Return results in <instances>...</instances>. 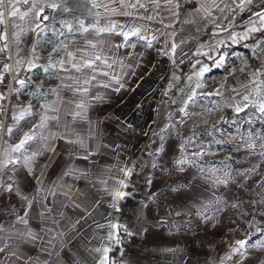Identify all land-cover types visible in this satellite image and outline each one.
I'll return each instance as SVG.
<instances>
[{
    "label": "crops",
    "instance_id": "crops-1",
    "mask_svg": "<svg viewBox=\"0 0 264 264\" xmlns=\"http://www.w3.org/2000/svg\"><path fill=\"white\" fill-rule=\"evenodd\" d=\"M143 5L138 10L128 9L127 5L128 15L106 21L103 27L116 25L113 33L97 34L94 29L66 37L52 29L46 31L45 58L56 49L66 68L68 51L76 54L77 62L99 54L112 64L109 68L106 63L96 61L98 68L92 73L96 79L88 85L84 120H73L61 105L60 121H49L47 128L39 129L36 126L44 107L41 111L35 105L15 107V117L29 108L31 115L25 113L23 119H15L2 135L0 114V225L6 229L0 232V247L4 249L0 252V264H99L102 252L95 249L105 247L111 249L109 264H182L181 260L175 263V249L166 245L164 227L159 222L166 215L165 210L154 202L150 192L157 161L155 153L160 151V139L166 128L180 121L181 109L196 100L204 78L230 61L231 55L244 57L245 68L253 75L239 81L231 101L236 104L245 95L248 101L264 98V27L256 16L264 12V0L250 3L248 0H171L170 3L159 0V4L147 0ZM163 24L172 27L180 24L181 31H165ZM253 25L259 30L249 31ZM18 26L11 25L9 29L16 55L25 42L20 31L12 34ZM134 27L152 40L151 46L133 37L127 43L134 47H115L124 43L116 33ZM4 35L7 37L3 23L0 24V49H3L0 70L7 60ZM89 40L97 47L92 48ZM221 58L222 63L217 67ZM205 67L208 71L198 75ZM73 75L79 77L81 73L64 72L59 66L49 75L54 85L51 101L57 96L65 101L82 99L63 86L75 87L68 78ZM112 76L124 85L118 92ZM231 81L236 80L231 78ZM105 82L112 86L104 88ZM259 83L263 90L256 91ZM193 91L195 99L189 101ZM94 94L104 99L97 101L92 98ZM33 129L37 140L26 145L29 152L40 146V134L49 132L83 141V146L67 143L65 139H49L54 151L45 150L36 157L32 172L22 160L5 168L4 161L21 157L11 147ZM69 168L76 170L74 176L64 175ZM123 169H131L132 175L125 177ZM10 177L15 181L14 191L18 188L20 195L4 191L3 185ZM120 179L128 184L123 189L128 195L113 207L116 202L108 190L118 186ZM69 189L72 199L82 207L70 206L69 197L62 194ZM50 191L56 195H49ZM62 203L67 206L61 207ZM48 208L52 211H47ZM61 211L63 216L59 214ZM20 216H25L26 225L17 222ZM113 224L120 227L114 230ZM29 231L36 234V239L27 235Z\"/></svg>",
    "mask_w": 264,
    "mask_h": 264
},
{
    "label": "rangeland",
    "instance_id": "rangeland-1",
    "mask_svg": "<svg viewBox=\"0 0 264 264\" xmlns=\"http://www.w3.org/2000/svg\"><path fill=\"white\" fill-rule=\"evenodd\" d=\"M13 2L19 12L12 18V25L21 26L13 28L12 34L20 31L25 37L19 54L24 55L25 47L28 52L34 51L37 65L45 68L46 31L52 29L58 35L72 37L85 32L80 21L92 31L106 21L121 18L127 5L128 9L138 10L147 0H36L37 7L44 10L51 9L47 7L51 3L60 5L54 10L57 21L48 25L42 16L35 18L31 0L28 4L19 0L21 5L17 0ZM7 3L11 8L9 0ZM64 7L69 11H63ZM24 12L28 15L21 19ZM37 23L41 27L36 28ZM68 24L72 25L71 31ZM36 30L39 33L34 37ZM235 57L238 61L230 59L236 66L234 73L229 72L228 61L204 78L196 100L183 108L189 115L182 111L181 120L166 128L160 151L155 153L150 192L154 202L165 210L159 222L164 227L166 245L175 249V263L264 264V115L253 106L261 99L242 98L236 104L231 101L239 81L252 75L245 68L244 57ZM259 90H263L261 83L256 85ZM237 105L247 107L237 113ZM204 119L209 120L207 125L201 123ZM180 159L186 163L178 165ZM225 173L227 183H220ZM182 206L190 208L187 221L174 219L173 214ZM238 239H247V245L242 252H233Z\"/></svg>",
    "mask_w": 264,
    "mask_h": 264
},
{
    "label": "snow or ice",
    "instance_id": "snow-or-ice-1",
    "mask_svg": "<svg viewBox=\"0 0 264 264\" xmlns=\"http://www.w3.org/2000/svg\"><path fill=\"white\" fill-rule=\"evenodd\" d=\"M18 2V0H17ZM23 2L25 4L29 3V0H23ZM155 3L159 4V0H154ZM168 2L170 3L171 0H168ZM248 2L250 3L251 0H248ZM5 0H0V24L4 23V11H3V6H4ZM9 6L11 7V12H10V16L15 18L18 15L19 9L16 8V4L15 2H13V0H9ZM242 6V5H241ZM31 7L32 9L35 10V18L37 20H39V18L41 16H43L44 20L48 19V16L43 15L44 9L43 7L38 8L37 9V5H36V0H31ZM48 8H51L52 10H57L60 8V5L56 4V3H51L47 5ZM131 7H135V5H131ZM141 7H144V5H141ZM63 11L67 12L69 11V9L67 7H64L62 9ZM113 11H115V9H113ZM123 15H128L127 12H123ZM28 15V12H24L20 14V18L23 19L25 16ZM256 16L259 17L260 20V24L262 27H264V12H258L256 13ZM149 19H151V17H149ZM81 25V28H83V31L87 32L88 28H84V22L80 21L79 22ZM41 27L40 23L36 24V28ZM69 31L72 30V25L68 24L67 25ZM116 29V25L113 24L111 26H107V27H103V28H97L96 32L97 34L100 33H113L115 32ZM35 30V29H33ZM259 29H257L255 27V25H253L252 28L249 29V31H257ZM118 35H120L123 38L124 43L122 44H117L115 45V47H124V46H129V47H134V45L128 44L127 42H129L133 37H136L139 40H145L148 46H151L152 44V40L148 39L146 36L141 34V30L139 28H129L127 31H120L119 33H116ZM245 35H247V33H245ZM5 40L7 39L6 35H4L3 37ZM233 40H235V37H232ZM89 45L92 48H96L97 44L93 43L91 40H89ZM103 43V42H100ZM67 46H65L66 48ZM0 51H3V49H0ZM173 51H174V47H173ZM167 54V53H165ZM67 57H68V64L69 67H64V61H58V66L60 68L61 71L64 72H69L71 70H74L76 73H81V75L79 77L73 75L68 77L69 79H71L74 82L75 87L73 86V84H64L63 86L71 91H73L74 93L78 94L79 96L82 97V99L80 100H67L65 101L63 98H60L59 96H57V98L53 101H51L50 103H46L43 107H44V112L40 117V123L39 125H37L36 127L39 129H45L48 127L49 121H60V111H61V105H64L65 107V114L68 116H71L73 120H76L77 118H79L80 120H84L86 118V111H87V107H88V101H87V94L89 92V87L88 85H91L92 81L96 79L95 75H93L92 73H94L97 68L98 65L96 64V61H101L103 63H106L107 66L109 68L112 67V64L107 63L108 58L101 56L99 54H94V57L92 59H87V60H83L82 62H77V56L74 52L68 51L67 52ZM222 63V58L220 61H217V67L220 66V64ZM35 67V65H32L30 63L29 66V71L32 70V68ZM53 67H57V65H49L48 67H45L43 69L44 72H48L50 68ZM85 69L91 70V71H85ZM208 71V68L205 67L203 69H201V71L198 73V75H203L204 72ZM104 75H108L107 72L103 73ZM111 79L115 82L116 85H118V87L115 88V91H119L120 88H123L124 85L120 82L119 78H117L116 76H112ZM19 85L21 87L25 86V81L23 79L18 81ZM111 83L105 82L103 84L104 88H109L111 87ZM197 87H200V85L198 84ZM196 93L195 91L192 92V94L189 96V101H193L195 99ZM93 99L97 100V101H102L104 99L103 96L100 95H93L92 97ZM243 99L245 101H248L249 97L247 95H245L243 97ZM253 106L256 107L258 109V111L264 115V98L261 99V101L257 104V103H253ZM244 107H247V105H245ZM244 107H241L239 105H237L235 107V111L237 113L244 111ZM181 111L185 112V115H189V113H187V111L185 109H181ZM25 113H27L28 115H31V111L30 108L29 109H25L23 110L19 117H15V119H23L25 116ZM55 126V125H54ZM69 127V125L66 123L65 124V129L67 130ZM11 128L8 129V135H11ZM55 138H60V139H65L67 143L70 144H80L81 146H83V141L80 140H73L71 138H68L66 136L60 135L58 136V134L56 132H49L48 135H44V134H40L39 136V140L41 142L40 146L35 147L34 150H32L31 152L28 151V149L26 148V145H29L31 142L37 140V135L35 133V129H33L31 132L29 133H25L23 138L19 141V143L15 144L14 146L11 147V151L14 153H21V157L17 158L16 160H6L3 162V166L6 168L8 166L9 163H15V164H19L21 163V160L23 161V165L28 169L29 172L33 171V162L35 161L36 157L40 156L43 154V151L47 150V151H54V148L52 147L51 144L48 143L49 139H55ZM249 147H254L253 144H249ZM262 147H264V145H262ZM261 155H264V153H261ZM85 159L87 158V155H85L84 157ZM178 165H183L184 163H186V161L184 159H180L176 162ZM124 173L125 177H130L132 175V170L131 169H123L122 170ZM76 173V170L73 168H69L64 172L65 176H74ZM84 176V178L86 177V174H81ZM41 176H43V171H41ZM227 176L228 174L225 173V179L219 181L220 183H227ZM15 183V181L12 180V178H9V181L6 182L3 185V189L4 191L8 192V193H14L15 195H20L19 189H15L13 188V184ZM106 183V182H105ZM116 187L109 189V194L112 195L114 201L116 203H114L112 206L116 207L119 200H122L125 198L126 195H128V193H126L125 191H123V189L128 187V184L126 183V181L124 179H120L117 182ZM64 196L69 197L70 200V206H73L75 208H80L82 207V205L80 203H76L74 199H72L71 197V189H69L67 192H63L62 193ZM49 195L55 196L56 193L54 191H50ZM24 199H27V197H22ZM44 199H47V197H44ZM31 201L28 202V206L31 207ZM67 205H64L63 203L61 204V207H64ZM47 211L51 212L52 209L48 208ZM61 216H63V212L61 211L59 213ZM27 215V213H25V216ZM25 216H20L17 219L18 223L21 224H27L28 221L25 218ZM78 223V221H77ZM72 227H75V224L72 225ZM111 227L115 230L118 229L120 226L117 224H113L111 225ZM6 231V229L0 225V232H4ZM28 236H30L32 239H36V234L29 231L27 233ZM112 233L109 234V237H112ZM117 243H119V240L117 239ZM236 245L237 247H233L232 251L233 252H242V250L245 249L246 245H247V241L246 240H238L236 241ZM4 249L3 247H0V252H2ZM111 249L108 247H105L103 249H95L96 252H102V257L99 259V264H109V256L108 253Z\"/></svg>",
    "mask_w": 264,
    "mask_h": 264
},
{
    "label": "built area",
    "instance_id": "built-area-1",
    "mask_svg": "<svg viewBox=\"0 0 264 264\" xmlns=\"http://www.w3.org/2000/svg\"><path fill=\"white\" fill-rule=\"evenodd\" d=\"M17 4L21 5L19 0ZM3 11L4 27L7 31V39L4 42L7 60L0 70V114L2 135H4L6 128L15 121V116L13 113V109L15 107L35 105L36 109L41 111L43 104L52 100V88L54 85L49 80V75L57 69L58 61H61L58 52L51 51L47 56L46 67L49 65H57V67L50 68L48 72H44V68L37 65V61L34 60L35 54L32 51H26V47L22 51L24 55H16L9 32L13 17L10 16L11 8L8 7L7 0H5ZM32 11L35 10L33 9ZM43 15L48 16L47 20L43 19L45 25L50 23L52 24L57 21L54 10L45 9ZM162 27L165 31H181L180 24H176L174 27L168 24H163ZM38 33L39 31L36 30L33 36L36 37ZM231 56V61H238V57H235L234 55ZM231 61L229 72L234 73L236 66L232 64ZM30 63L35 65L31 71L28 70ZM36 75H38L37 78H35ZM21 79L25 81L24 87H21L18 83V81Z\"/></svg>",
    "mask_w": 264,
    "mask_h": 264
},
{
    "label": "bare ground",
    "instance_id": "bare-ground-1",
    "mask_svg": "<svg viewBox=\"0 0 264 264\" xmlns=\"http://www.w3.org/2000/svg\"><path fill=\"white\" fill-rule=\"evenodd\" d=\"M195 121L191 122V124H190L191 128L194 126ZM208 122H209L208 119H204L201 123L204 124V125H207ZM177 209H178L177 213L176 214H173L174 215V219L181 221V220H183L182 218H184L183 221H187L188 218L191 216V214H190V208L189 207H187V206H184L183 207L182 206V207H179Z\"/></svg>",
    "mask_w": 264,
    "mask_h": 264
},
{
    "label": "water",
    "instance_id": "water-1",
    "mask_svg": "<svg viewBox=\"0 0 264 264\" xmlns=\"http://www.w3.org/2000/svg\"><path fill=\"white\" fill-rule=\"evenodd\" d=\"M238 240H246V241H247V239H238ZM238 240H237V241H238ZM235 244H236V242H235Z\"/></svg>",
    "mask_w": 264,
    "mask_h": 264
}]
</instances>
